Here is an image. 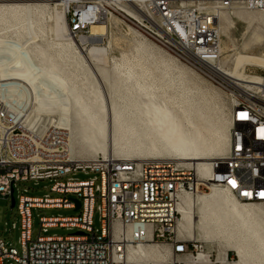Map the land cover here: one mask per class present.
<instances>
[{
	"label": "bare ground",
	"instance_id": "bare-ground-1",
	"mask_svg": "<svg viewBox=\"0 0 264 264\" xmlns=\"http://www.w3.org/2000/svg\"><path fill=\"white\" fill-rule=\"evenodd\" d=\"M81 1L0 0L22 2L0 5V101L4 99L25 127L41 132L51 127L64 130L73 161H93L99 155L134 162L173 159L208 178L213 161L225 157L229 149L230 110L220 112L218 120L213 121L209 108L212 98L204 96L194 84L180 92L172 91L168 63L174 60L151 58L153 47L144 41L135 44V51L151 58L150 66H143V56H122L110 75L100 66L103 49L91 46L84 50L68 35L67 8ZM88 1L114 5L138 26L144 27L147 22L162 34L156 18L135 0ZM240 10L230 13L235 12L237 18L255 27L250 44L261 49L264 11L247 10L252 12L243 15L236 12ZM225 13L229 11H216L219 33L220 21L226 23V29L233 27ZM45 15L52 21L49 46L40 41ZM118 22L110 15L107 25H91V37L79 39L99 42L108 27ZM159 66L164 69L159 70ZM246 66L264 69V51L257 55L238 53L224 69L219 60L209 73L231 89L256 90L261 76L245 74ZM100 77L105 85L100 84ZM177 78L181 82L184 79L182 67L177 70ZM194 89L197 94L189 95ZM176 208L177 237L202 239L209 246L218 244L222 249L216 251L213 260L209 253H198L194 260L182 256L183 261L177 262L179 255L161 249L147 237L126 245L124 264H140L142 259H154L156 264H225L229 251L235 256L233 264H264V204L241 202L221 186L211 184L207 193L180 195ZM143 229L149 234L148 227ZM118 230L116 225L114 231ZM126 231L128 234L130 228Z\"/></svg>",
	"mask_w": 264,
	"mask_h": 264
},
{
	"label": "built area",
	"instance_id": "built-area-1",
	"mask_svg": "<svg viewBox=\"0 0 264 264\" xmlns=\"http://www.w3.org/2000/svg\"><path fill=\"white\" fill-rule=\"evenodd\" d=\"M135 1L156 18L172 52L202 74H210L209 69L220 59L216 11H264V0ZM111 6L114 5L92 1L71 4L66 11L69 37L79 40L90 34L91 25L104 24L111 15ZM233 95L229 149L225 157L213 161L212 173L206 179L191 166L173 159L134 162L96 157L88 162L73 161L64 130L51 127L41 132L25 127L0 101V196L10 198L15 183L51 179L54 183L50 192L62 196H19L21 249H8L0 240V264L7 259L16 264H124L126 245L143 242L147 237L156 242L168 241L174 255L194 260L203 249L192 241L175 239L180 195L201 193L214 184L241 202L264 204V75L258 89H233ZM78 171L97 173L99 185L93 179L56 181ZM66 195L74 198L68 199ZM73 199L79 202L78 209ZM96 200L99 235L92 228ZM31 209L80 210L77 216L40 217V228H74L81 234L38 236L33 241ZM116 225L118 231H114ZM144 227L150 229L149 234ZM225 264H233L228 253Z\"/></svg>",
	"mask_w": 264,
	"mask_h": 264
},
{
	"label": "rangeland",
	"instance_id": "rangeland-1",
	"mask_svg": "<svg viewBox=\"0 0 264 264\" xmlns=\"http://www.w3.org/2000/svg\"><path fill=\"white\" fill-rule=\"evenodd\" d=\"M88 0H82L78 5L85 4ZM22 2H0V5H8ZM32 3H41V2H32ZM51 8V7H49ZM111 15L118 18L121 22H118L116 25H111L108 27L106 34L100 36L99 42H82L79 40L75 41L78 46L82 47L84 50H87L91 46L103 49L105 51V56L103 57L100 66L107 70L111 75V71L115 63H117L122 56H127L129 58L135 57L140 58L143 56L142 64L143 66H150V59H167L170 57L174 60V63H168L170 70L168 76L172 78L171 90L175 92H180L188 84H194L195 87L200 90L204 96L212 98V101L209 104V108L212 109L213 121H217L219 118L220 112H229L231 109L233 101V89H231L227 84H224L220 80L216 79L213 75L208 73H201L189 64L180 60L170 48L169 45L165 43V37L157 32V30L150 26L147 22L143 25L144 27L138 26L131 19L126 17L121 13L116 7L111 6ZM225 13V16L228 17L230 22H233V27L226 29L227 25L225 22L220 21V64L224 68L230 66V60L238 53L257 55L261 51H264V47L257 49L255 46L250 44L253 33L255 32V27L248 24L244 19H239L233 14ZM236 12H241V14L246 15L252 11L240 10ZM224 13V12H223ZM222 13V14H223ZM43 36L40 38L43 46L51 45V40L53 38L52 32L50 33L49 28L52 26V21L48 19V16L45 15L43 21ZM107 25V20L104 23ZM132 30L136 34L132 33ZM158 34L160 37L155 36ZM85 37H91V33ZM84 38V37H82ZM138 41H144L150 44L153 49L151 50L152 57L149 59L142 53H136L135 44ZM112 61V62H111ZM105 63V64H104ZM103 64V65H102ZM154 67V64L153 66ZM184 70V79L181 82L177 78V70L179 68ZM159 70L164 69L163 66L158 67ZM159 72V71H158ZM244 72L247 75H264V69H258L251 66H246ZM100 79V84L105 85L103 79ZM197 90H191L189 95H196ZM233 96V97H232ZM2 99V98H1ZM4 99H2V102ZM11 100V99H10ZM12 101V100H11ZM7 106V104L5 103ZM17 108H20L19 103H15ZM108 119V118H107ZM108 122V123H107ZM107 126L109 121L106 120ZM97 157H100L97 156ZM117 158V157H116ZM126 158V157H120ZM133 158V157H127ZM93 179L95 185H99V175L92 172H76L70 173L64 177L57 179L59 182H73V181H86ZM54 183V180H40V181H26L18 182L13 185V199L14 206H10V200L0 196V240L4 243L5 247L15 249L17 252H20V225L21 220L20 216L17 213V203L19 196H29V197H62L56 193L50 192V186ZM208 190H205L202 193H207ZM66 198H74V195H66ZM98 200L95 202V210L92 216V228L95 235H99L101 229V223L99 218V213L97 210ZM31 218H30V234L31 240H35L38 236H67L76 233L78 230L74 228H49L43 231L40 228V217H70L77 216L80 214V210L74 209H31ZM198 219L196 218L195 221ZM176 233V232H175ZM176 240L180 241H189L184 238H179L175 236ZM192 243H196L197 247L200 246L203 249V253H209L211 259L214 258L216 251L221 250L222 248L218 244H213L209 246L208 242H205L202 239L191 240ZM161 249H168L171 251V246L168 243L158 241H153ZM235 256L233 252H228V259ZM177 262H182L183 257H176ZM157 261L154 259H142L140 264H156ZM176 262V263H177ZM4 264H16L13 260L7 259L4 261ZM167 264H173L168 262Z\"/></svg>",
	"mask_w": 264,
	"mask_h": 264
},
{
	"label": "water",
	"instance_id": "water-1",
	"mask_svg": "<svg viewBox=\"0 0 264 264\" xmlns=\"http://www.w3.org/2000/svg\"><path fill=\"white\" fill-rule=\"evenodd\" d=\"M10 206L13 207L14 206V199H13V196H12V192H11V195H10ZM73 201L75 202V205H76V209L79 208V202L77 200H74ZM76 234H81V232H76Z\"/></svg>",
	"mask_w": 264,
	"mask_h": 264
}]
</instances>
